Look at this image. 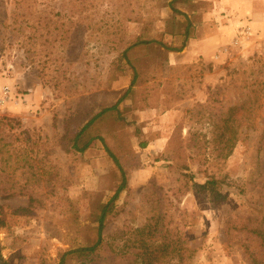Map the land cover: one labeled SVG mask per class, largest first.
Listing matches in <instances>:
<instances>
[{
  "label": "rangeland",
  "instance_id": "rangeland-1",
  "mask_svg": "<svg viewBox=\"0 0 264 264\" xmlns=\"http://www.w3.org/2000/svg\"><path fill=\"white\" fill-rule=\"evenodd\" d=\"M227 1L0 0V86L21 97L0 110V264L96 242L109 152L127 187L71 264H264V36L230 46L252 19Z\"/></svg>",
  "mask_w": 264,
  "mask_h": 264
},
{
  "label": "trees",
  "instance_id": "trees-1",
  "mask_svg": "<svg viewBox=\"0 0 264 264\" xmlns=\"http://www.w3.org/2000/svg\"><path fill=\"white\" fill-rule=\"evenodd\" d=\"M174 13H176V11L174 9H172ZM150 44V41H143L140 43H135L132 44L130 47H128L122 54V57L125 58V60H127L126 55L127 52L129 50H131L132 48L138 46V45H148ZM171 51H175V49H170ZM128 61V60H127ZM128 93V91H127ZM125 93V95L127 94ZM124 97V95H123ZM123 97H121L119 99L118 102H120ZM118 102L110 107V108H105L103 110H101V112L98 115H95L93 118L89 119L87 121V123H85L83 125V127L72 137L71 139V149L74 152L77 153H83L85 152L87 149L90 148L91 144L95 141V140H99L100 142L103 141V139L101 137L98 136H94L92 135V129L94 127V123L96 122V120L102 116L103 114H107L110 112H117V104ZM146 144L145 143H141V148H145ZM107 152L108 149H107ZM109 156L112 158L114 164L117 166L118 170L121 173V183L120 185L117 187V190L115 192V195L111 198V200L109 201V203H107L106 205H104L100 211L97 223H98V227H97V239L96 242L93 243L91 246L89 247H85V248H80V249H76V250H72L69 252L64 253L59 261V264H71L72 262H74L75 260H79V259H84L87 258L88 256L92 255L95 251H97L98 247H100L101 241H102V232L105 228V221L106 218L108 216V214L111 212L112 208V203L115 201V199L118 197V195L124 191L127 187V181H126V177L125 174L123 172V170L121 169L117 159L109 152ZM216 181H210L207 185L209 186H215L216 185ZM0 226H2V223L0 221ZM262 248H264V245H261Z\"/></svg>",
  "mask_w": 264,
  "mask_h": 264
},
{
  "label": "crops",
  "instance_id": "crops-1",
  "mask_svg": "<svg viewBox=\"0 0 264 264\" xmlns=\"http://www.w3.org/2000/svg\"><path fill=\"white\" fill-rule=\"evenodd\" d=\"M226 5L227 9H231L232 11L240 10L238 17L249 15V17L252 19L250 23H241L239 20L236 19L237 21L234 22L235 25L236 23L241 25L244 24L243 26L250 28L252 33L253 31L251 27H253L254 29H258V31H260L264 36V0H228ZM238 29L240 28L237 27V29L233 31V37L235 36ZM232 40L233 39H231V41Z\"/></svg>",
  "mask_w": 264,
  "mask_h": 264
},
{
  "label": "built area",
  "instance_id": "built-area-1",
  "mask_svg": "<svg viewBox=\"0 0 264 264\" xmlns=\"http://www.w3.org/2000/svg\"><path fill=\"white\" fill-rule=\"evenodd\" d=\"M251 36V29L243 27L237 30L235 38L231 41L230 46L236 48L244 39H248ZM218 58V57H216ZM21 99L17 96L14 88L9 84H3L0 86V110H3L13 99Z\"/></svg>",
  "mask_w": 264,
  "mask_h": 264
}]
</instances>
